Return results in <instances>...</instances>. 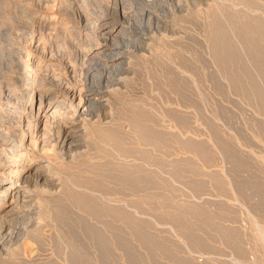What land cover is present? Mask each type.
<instances>
[{"label":"rangeland","instance_id":"374dc122","mask_svg":"<svg viewBox=\"0 0 264 264\" xmlns=\"http://www.w3.org/2000/svg\"><path fill=\"white\" fill-rule=\"evenodd\" d=\"M55 1L0 0V108L30 129L27 147L59 162L43 132L29 127L28 110L6 95L18 89L19 69L51 74L62 64L83 77ZM228 1L264 14V0ZM184 13L161 31L150 24L151 55L125 81L119 104L116 96L112 102L130 135L89 127L91 171L79 179L95 176L116 208L67 199L81 218L68 213L67 225L55 222L53 264H264V35L242 18ZM30 15L51 30L39 35V26L26 23ZM3 38L29 58L11 64ZM43 53L57 61L32 67Z\"/></svg>","mask_w":264,"mask_h":264},{"label":"bare ground","instance_id":"6f19581e","mask_svg":"<svg viewBox=\"0 0 264 264\" xmlns=\"http://www.w3.org/2000/svg\"><path fill=\"white\" fill-rule=\"evenodd\" d=\"M55 2L59 4H54L57 12L63 14L61 25L68 29L73 52L82 62L83 77L76 79V72L62 64L51 74H30L19 69L16 80L20 85L6 95L16 106L20 104L28 110L29 127L35 134L43 132L44 143L53 144L60 161L27 147L30 129L21 128V123L12 124L9 113L0 108V260L13 258L18 264L54 262L55 222L67 225L68 213L75 214L67 202L70 197L79 195L87 204L101 201L107 209L116 208L115 202L98 187L95 176L80 180L82 174L78 172L91 171L87 156L90 126H116L118 133L130 135L132 125L115 117L111 105L115 96L119 104L117 96L128 89L125 81L136 74L140 60L146 63L151 55L150 24L155 23L161 31L169 28L171 16L186 12L184 18H191L194 9H201L206 17L218 15L225 21L242 18L264 35V14H247L251 11L245 2L232 7L228 0ZM137 10H141L138 15ZM26 23L39 26V35L51 30L48 22L35 21L31 15ZM1 40L11 64L20 65L24 57L31 55L10 39ZM55 60L43 53L33 56L31 65L37 68ZM184 74V70L176 68L178 78ZM174 111L180 113L179 108ZM169 129L163 131L177 137V131ZM119 163L128 168L125 162ZM60 213L62 218L57 216ZM13 259L9 261L14 262Z\"/></svg>","mask_w":264,"mask_h":264}]
</instances>
